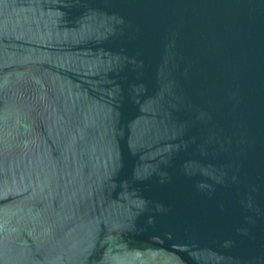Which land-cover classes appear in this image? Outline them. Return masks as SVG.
I'll use <instances>...</instances> for the list:
<instances>
[{
    "label": "water",
    "instance_id": "water-1",
    "mask_svg": "<svg viewBox=\"0 0 264 264\" xmlns=\"http://www.w3.org/2000/svg\"><path fill=\"white\" fill-rule=\"evenodd\" d=\"M0 264H264V0H0Z\"/></svg>",
    "mask_w": 264,
    "mask_h": 264
}]
</instances>
